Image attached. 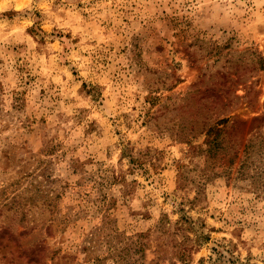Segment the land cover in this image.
<instances>
[{
  "label": "rangeland",
  "instance_id": "rangeland-1",
  "mask_svg": "<svg viewBox=\"0 0 264 264\" xmlns=\"http://www.w3.org/2000/svg\"><path fill=\"white\" fill-rule=\"evenodd\" d=\"M254 53L264 0H0V264H113L108 240L145 264H264V156L237 172L264 137ZM181 208L208 236L185 260L158 230Z\"/></svg>",
  "mask_w": 264,
  "mask_h": 264
},
{
  "label": "trees",
  "instance_id": "trees-1",
  "mask_svg": "<svg viewBox=\"0 0 264 264\" xmlns=\"http://www.w3.org/2000/svg\"><path fill=\"white\" fill-rule=\"evenodd\" d=\"M251 59V67L253 70L255 69H264V56L254 53V56ZM233 66H235L234 75L236 77L230 78L227 72H219L220 77L222 78V85L226 87V82H229L228 86H231L232 83H237L242 80L245 76L244 69L238 71L241 67L239 60L230 61ZM200 82V81H199ZM198 83V82H197ZM196 85V83H195ZM237 98V96H234ZM156 98V97H155ZM264 119V115L261 118H257L256 120L261 121ZM236 120L232 119L231 116H225L218 119L214 124L209 125L205 131V140L204 144L207 146L206 153L211 154L212 149L221 148L220 144L222 145L223 138L220 137L221 134L225 131V129L232 128L237 129L238 125H236ZM257 127V126H256ZM255 138H258L255 136ZM264 141V137H260L259 140L253 141L249 140L243 148V159L241 160V164L238 168V173L244 174L245 168H247L251 163L254 164L257 160L255 158L264 156V149L262 148V142ZM256 147V148H255ZM258 155V156H257ZM233 159H228V164L231 165ZM138 160L130 156V163H136ZM254 161V162H253ZM230 167V166H229ZM246 173V172H245ZM259 174L251 175V177H259ZM196 199V198H195ZM182 211L179 219H177L174 223V231L169 232L166 231L165 224L162 222L158 226V230L162 233L167 234L170 239L171 247L173 248L172 256L176 257L177 259L185 260L189 259L191 256V252L193 249H196L200 242L206 240L208 236L203 235L202 232L195 233L194 238H191L188 235V231L191 230L195 225V220H193L189 215L186 214L183 208L180 209ZM141 235H139L140 237ZM108 252L109 255H113L115 261L113 264H145L142 260L144 257V245L141 242H135L133 247L125 243L123 247L118 248L116 244H112L109 240L107 241ZM40 256H46V246H42L39 249ZM215 253L219 258L224 256V251L220 249H214ZM227 252H230L226 250ZM139 254L138 258L134 259L133 255ZM155 263V262H154ZM94 264H99L97 261ZM234 264H250L248 262H238ZM253 264V263H251Z\"/></svg>",
  "mask_w": 264,
  "mask_h": 264
}]
</instances>
